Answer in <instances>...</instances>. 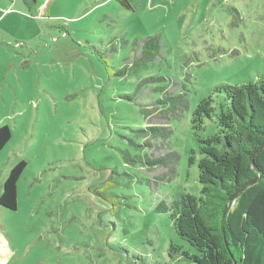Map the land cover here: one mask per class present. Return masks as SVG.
<instances>
[{
	"label": "rangeland",
	"instance_id": "1",
	"mask_svg": "<svg viewBox=\"0 0 264 264\" xmlns=\"http://www.w3.org/2000/svg\"><path fill=\"white\" fill-rule=\"evenodd\" d=\"M128 2L0 0V190L27 163L16 210L0 206V264H195L169 256L197 254L159 207L204 197L218 128L196 110L264 82V0Z\"/></svg>",
	"mask_w": 264,
	"mask_h": 264
},
{
	"label": "trees",
	"instance_id": "2",
	"mask_svg": "<svg viewBox=\"0 0 264 264\" xmlns=\"http://www.w3.org/2000/svg\"><path fill=\"white\" fill-rule=\"evenodd\" d=\"M117 1L132 9L128 0ZM141 49L140 60L153 61L160 52L159 37L145 41ZM111 73L124 77L127 67ZM218 91L225 93L227 109L221 106L217 113L212 101L195 112L198 120L217 118L218 133L204 141L201 149L204 165L200 167L204 176L208 175L202 181L204 197L194 203L182 196L170 207H159L172 212L177 235L197 255L171 245L169 256L195 264H264V82L239 88L225 86ZM158 128L149 127L152 131ZM11 137L8 126L0 128V152ZM26 167L27 163L20 161L11 168L1 186V207L16 210L17 185ZM223 232L224 245H214L218 241L214 236Z\"/></svg>",
	"mask_w": 264,
	"mask_h": 264
},
{
	"label": "water",
	"instance_id": "3",
	"mask_svg": "<svg viewBox=\"0 0 264 264\" xmlns=\"http://www.w3.org/2000/svg\"><path fill=\"white\" fill-rule=\"evenodd\" d=\"M258 172H259V175H260V177H261L260 171H258Z\"/></svg>",
	"mask_w": 264,
	"mask_h": 264
}]
</instances>
